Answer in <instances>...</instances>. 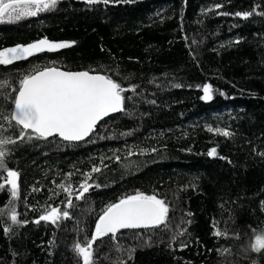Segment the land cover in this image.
Returning <instances> with one entry per match:
<instances>
[{"label":"trees","instance_id":"trees-1","mask_svg":"<svg viewBox=\"0 0 264 264\" xmlns=\"http://www.w3.org/2000/svg\"><path fill=\"white\" fill-rule=\"evenodd\" d=\"M262 12L264 0H59L35 17L0 22V50L43 38L74 42L0 65V114L10 116L20 80L46 67L100 73L136 88L125 93V112L77 143L20 141L14 122L0 118V138L17 140L7 145L6 168L20 174L18 199L10 186L0 190V264H82L74 245L91 238L107 205L136 192L166 201L168 227L98 240L95 264H264V250L251 248L264 230ZM205 84L213 87L208 101ZM212 148L216 157L207 154ZM86 174L99 187L83 200L73 196L75 206L65 209L59 185L78 189ZM5 177L0 169V183ZM49 206L71 218L34 223ZM13 209L20 225L11 223Z\"/></svg>","mask_w":264,"mask_h":264},{"label":"snow or ice","instance_id":"snow-or-ice-1","mask_svg":"<svg viewBox=\"0 0 264 264\" xmlns=\"http://www.w3.org/2000/svg\"><path fill=\"white\" fill-rule=\"evenodd\" d=\"M59 0H0V22H16L27 17H35L38 13L54 9ZM108 4L110 0H86L88 4ZM124 3L131 0H122ZM223 7L216 4L215 9ZM259 7V6H257ZM228 15V13H219ZM254 12H236L234 15L247 19ZM264 15V12L257 13ZM239 43V41H236ZM74 42H52L47 38L30 43L26 46L0 50V65H10L15 61L26 60L36 54L43 52H56L69 48ZM179 87V85H176ZM204 95L202 99L208 101L213 98V87L210 84L202 86ZM13 97V110L10 116L0 114V118L7 121L9 126L14 125L19 129L18 139L20 141L48 140L51 137H59L64 141L78 142L85 140L97 128V125L105 117L114 113L125 112V101L131 99L126 97L128 91L135 92L136 88H125L110 76L92 74L89 71L70 72L63 71L57 67H46L42 70L26 74L19 82V88L15 90ZM154 103V102H153ZM224 137L233 135L226 129H212ZM16 139L11 137L0 138V169L6 171L4 183H0V190L10 186V194L13 200L19 198V172L6 168V157L8 155L7 145L15 144ZM210 157L217 156L216 148L208 153ZM264 155V153H262ZM119 160V157H116ZM99 167H93L92 172H100ZM71 176V174H69ZM90 174L85 175L84 182L74 189L71 184H61L59 187L67 194L65 209H71L75 200H83L85 195L94 187L89 183ZM38 189H33L37 191ZM264 208V203H262ZM169 205L164 199L157 195H147L136 192L121 198L116 203L106 206L99 215L94 232L86 244L74 245V252L82 259V264H95L94 244L98 240L110 237L117 240L121 230L134 229H156L167 228L169 220ZM70 212L59 207L46 208L34 223L48 222L58 225L60 221L69 219ZM10 220L13 225H20L15 209L10 213ZM23 223H27L24 221ZM191 223V221H188ZM186 229L181 230L183 235ZM5 233L11 232V227L4 229ZM216 236L226 235L219 230ZM176 237L174 236L173 239ZM186 247V245H183ZM253 251L264 250V230L255 234L254 243L251 245Z\"/></svg>","mask_w":264,"mask_h":264},{"label":"water","instance_id":"water-1","mask_svg":"<svg viewBox=\"0 0 264 264\" xmlns=\"http://www.w3.org/2000/svg\"><path fill=\"white\" fill-rule=\"evenodd\" d=\"M79 1H81V0H79ZM58 68V67H57ZM60 70H63V71H70V72H79V71H71V70H64V69H61V68H59ZM42 70V69H41ZM81 71H85V70H81ZM90 73H92V72H90ZM92 74H100V73H92ZM14 107V106H13ZM13 110V109H12ZM116 114H118V113H114V114H111L110 116H108V117H105L102 121H104V120H106L107 118H109V117H112V116H114V115H116ZM102 121H100L99 123H101ZM59 138V137H58ZM88 138V137H87ZM87 138H85V139H87ZM61 139V138H60ZM62 140V139H61ZM64 141V140H63ZM82 141H84V140H82ZM66 142H68V141H66ZM78 142H81V141H78ZM73 143H77V142H73Z\"/></svg>","mask_w":264,"mask_h":264}]
</instances>
